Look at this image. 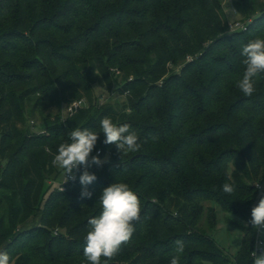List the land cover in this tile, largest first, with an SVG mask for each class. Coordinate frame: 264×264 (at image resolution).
Segmentation results:
<instances>
[{"label": "trees", "instance_id": "1", "mask_svg": "<svg viewBox=\"0 0 264 264\" xmlns=\"http://www.w3.org/2000/svg\"><path fill=\"white\" fill-rule=\"evenodd\" d=\"M242 1L246 29L230 30L219 0H0V251L10 264H88V221L115 182L129 185L141 213L106 264H170L177 240L180 264H252L251 209L264 196L255 185L264 183V73L251 97L236 82L242 46L264 38V2L256 10L257 0ZM97 85L125 100L99 102ZM79 100L85 105L64 118ZM33 102L56 107L43 121L49 135L29 124ZM105 116L129 124L140 150L121 156L105 145ZM76 127L98 133L91 198L81 197L84 166L62 191L53 164L58 134ZM96 155L101 165L91 164ZM206 201L246 223L236 224L244 233L236 255L199 226Z\"/></svg>", "mask_w": 264, "mask_h": 264}, {"label": "clouds", "instance_id": "2", "mask_svg": "<svg viewBox=\"0 0 264 264\" xmlns=\"http://www.w3.org/2000/svg\"><path fill=\"white\" fill-rule=\"evenodd\" d=\"M241 55L245 57L242 61L245 71L242 78L236 82V86L245 96L251 97L256 91V77L264 73V38L256 37L243 45ZM100 128L105 136L103 143L115 144L121 156L140 150L138 135L131 130L129 124H117L111 117L105 116L100 121ZM97 141V132L76 127L70 131L68 141L58 146L57 154L53 159L54 166L63 170L65 182L68 178L75 181L74 170L84 166L79 176V182L84 186L81 191L82 198H91L92 193L87 186L97 179L94 173L88 171L89 156ZM102 163L99 155L91 157V164ZM255 185L257 188L260 186L259 183ZM222 190L231 195L235 192L236 186L234 183H225ZM98 204L101 211L98 216L89 219V231L84 236L83 256L88 264H102V257L105 258L106 264L107 260L118 255L122 245L131 240L135 232V222L140 219V200L126 183L115 182L105 187ZM249 223L257 230L264 229V196L251 209ZM175 245L176 254L172 256L170 264H180V254L184 251L185 245L182 240H177ZM252 257V264H264V250L259 254L252 252ZM0 264H10V256L5 251H0Z\"/></svg>", "mask_w": 264, "mask_h": 264}, {"label": "rangeland", "instance_id": "3", "mask_svg": "<svg viewBox=\"0 0 264 264\" xmlns=\"http://www.w3.org/2000/svg\"><path fill=\"white\" fill-rule=\"evenodd\" d=\"M221 7L223 8L225 18L228 22L230 30L237 29V23L245 24L246 23V12L248 11V5H246L242 0H219ZM264 2V0H257L255 3L256 10H259V4ZM239 5L241 7H239ZM251 14V13H250ZM240 29V28H239ZM96 94L98 101L105 103L107 101L112 102H123L125 100L126 94L122 91L113 89V91H108L104 86H96ZM34 107L35 112L29 115V124L32 126L33 130L39 133L40 135L52 133V131H47L43 126L44 118L48 117L49 114L54 117L56 113V107L51 106L48 102L37 103L33 102L30 106ZM66 114V110L63 112ZM60 139L65 142L69 139L68 130H63L60 132ZM58 168V167H57ZM59 169V168H58ZM59 178L58 182H61L64 179V172L62 169H59ZM264 187V183H263ZM66 189V188H65ZM262 194V192L260 193ZM204 212L203 217L199 223V226L205 229L208 233V236L213 238L220 248L227 252L230 256H234L238 253L242 246L244 233L242 229L236 225L237 223L246 224L244 221L236 217L235 215L223 211L218 205L211 201L204 202ZM214 206L216 210L217 225L211 227L209 220V207ZM42 217V213H39L36 217L32 218L27 224L26 228H31L32 226L38 224ZM262 243L257 247L259 251L256 253L259 254L260 251L264 250V233L260 235ZM210 264V263H208Z\"/></svg>", "mask_w": 264, "mask_h": 264}, {"label": "built area", "instance_id": "4", "mask_svg": "<svg viewBox=\"0 0 264 264\" xmlns=\"http://www.w3.org/2000/svg\"><path fill=\"white\" fill-rule=\"evenodd\" d=\"M236 27H237V29H246V27H245V24H241V23H237V25H236ZM235 30V29H234ZM85 103H86V101L85 100H79V101H75L72 105H70L67 109H66V114H64V118H66V116L67 115H71V114H73L77 109H79L80 107H82V106H84L85 105ZM98 153H100V151L98 152ZM70 180H72L71 178H68V180H67V182L68 181H70ZM65 177H64V180H63V182H62V184H61V186L59 187V189L60 190H62V188H63V190H65ZM259 190L261 191V192H263V194H264V187H263V184L262 183H259ZM258 231V239H257V242H256V245H255V249H254V252H257V251H259V249L257 248L261 243H262V240L260 239V235L262 234V233H264V229H260V230H257ZM231 264H237L236 262H233V263H231Z\"/></svg>", "mask_w": 264, "mask_h": 264}]
</instances>
